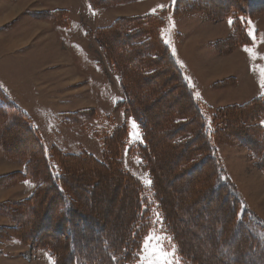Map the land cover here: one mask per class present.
Listing matches in <instances>:
<instances>
[{
    "label": "rangeland",
    "instance_id": "rangeland-1",
    "mask_svg": "<svg viewBox=\"0 0 264 264\" xmlns=\"http://www.w3.org/2000/svg\"><path fill=\"white\" fill-rule=\"evenodd\" d=\"M254 1L107 0L98 8L100 10H95L97 13L93 14V19L99 23V28L112 27V32L123 35L127 33H123V26L140 18L156 16L163 20L160 28L156 20H151L146 26H137L139 23L133 26L154 34L160 32L176 58V67L182 74L183 82L187 83L192 93L191 108L188 110L185 104L175 102L181 94L176 93L177 90L172 94L170 91V87H181L179 81L169 80L170 87L166 90L157 85L159 76L155 77V82H145L159 74L168 76L174 73L170 66L165 71L150 68L143 73L133 66L123 67L122 63L120 70L113 73L97 41L85 44L75 39H79V35L74 36L75 27L94 28L86 20L81 0H0V26L12 24L16 13H21L23 9L33 10L37 20L33 28L18 29V32L13 31L8 36L16 38L15 44L18 42L22 47H33L27 54H32V59L24 58L27 63L25 74L29 70L26 89L22 92L26 109L17 107L26 114L28 126L41 140L44 148L40 153L49 158L55 177L60 179L62 176L66 180L60 189L72 195L65 186L70 184L69 181L73 182L70 185L75 184L77 195L81 202L84 201L76 207L90 221L82 223L73 216L69 222L78 233L80 227L83 236L80 237V245L84 244L87 249L98 246L94 222L107 224L109 232H125V225L121 229L113 222L111 225L107 223L114 215L118 217L124 212L117 204L123 200L120 184L131 189L126 185L128 180L126 182L119 176L121 169L145 188L143 199L147 205L142 211L143 219L146 220V216L153 211L152 225L142 237L139 252L129 264H190L187 260L196 258L197 254L203 260H210L209 264L213 261L230 264L238 259L245 264H264V256L253 248L248 249L247 241V233L264 241V177L260 169L253 166L255 159L251 151L243 145L248 142L245 139L253 141L259 140L258 136L264 137L258 132L264 128V113L257 116L256 122H251L248 117L239 115L242 109L238 108L254 97H260L259 105L264 106V87H261V81H264V0ZM234 13H238L237 22L232 19ZM229 19L234 23L230 25ZM58 21L65 25L61 41L56 39L57 33L53 29ZM233 26L240 28L246 36V43L237 47L230 43L229 48L224 47L221 41L231 42L237 36ZM66 30L73 31V42L80 44L73 45L69 41L65 44L67 47L64 46L63 39H68ZM105 43L111 55L128 50L119 38L112 47L108 44L110 42ZM134 59L125 65H130ZM120 60H123L122 57ZM145 63L153 67L150 61ZM151 71L157 72L148 76ZM126 84L134 101H137L132 107L146 114L151 128L152 142L156 144L152 153L153 169L147 168L135 151L143 143V137L135 118L124 106L129 95ZM59 100L66 103L61 104ZM186 100L189 102L188 97ZM191 116L203 119L208 148L199 127L184 125ZM133 121L138 129L133 127ZM251 127L258 129L253 132L249 129ZM122 128L125 130L121 143H112L118 154L115 153V158L110 154L108 158L112 171L107 166L97 167L96 161H108L104 137L114 136ZM188 129L194 134L198 132L196 152H193L195 144L177 147L178 142H185L188 137L194 136ZM137 131L142 141L134 135ZM241 132H246L248 136ZM40 153L27 131L14 125L8 115L0 117V239L16 237L17 241L6 249L16 258L12 264H45L42 262L45 257L53 258L47 245L53 247L63 261L69 256V241H64L63 237L70 238L66 233L68 223L60 209L59 197L48 190L46 169L38 164ZM83 155L92 162L72 159ZM206 155L214 157L199 165ZM223 161L252 208L241 199L228 179ZM69 170L74 172L73 176L68 173ZM151 172L156 176L157 192L169 223L154 199L155 194L151 191L153 182L151 185L147 183L149 179L152 181ZM217 179L237 195L235 200L232 194L214 188ZM110 186L115 188V194L108 192ZM130 199L133 200L131 192L128 195ZM130 212L126 226L133 219L132 208ZM157 213L162 218L159 223ZM13 221L22 233H16L17 227L9 228ZM174 228L180 240H176ZM58 231L63 234H58ZM179 248L188 256L180 254ZM202 259L198 261L205 264Z\"/></svg>",
    "mask_w": 264,
    "mask_h": 264
},
{
    "label": "trees",
    "instance_id": "trees-1",
    "mask_svg": "<svg viewBox=\"0 0 264 264\" xmlns=\"http://www.w3.org/2000/svg\"><path fill=\"white\" fill-rule=\"evenodd\" d=\"M263 2V0H255L254 2ZM107 0H89V3L91 4V6L94 9H98L101 6L105 5L103 3H106ZM253 3V2H252ZM235 17H233L232 19L235 20V22H237V20L239 19L238 17V13H234L233 14ZM237 16V17H236ZM153 20V21H157L156 23H158V28H160L163 25V20L161 18H158L156 16H151V17H143L140 18L139 21H135L132 23L127 24L126 26H123V33L126 34H117L115 32H112L113 28L112 27H105V28H98L94 33H93V37L95 38V41H97L99 43L100 49L105 53V56L108 58V65L109 68L111 69V71L114 73L115 71L120 70V64L123 63V67H127V66H133L134 69H136L137 71H144L143 73H146V71H148V69L150 70V68L154 69V68H158L159 70L165 71L167 67L170 66V68L174 71V73H170L168 74V76H165L166 74H162V76L157 75V76H153V78H149V80L147 79L145 82H147V84L150 82H155V77H158V86L163 87L162 90H166V88L170 85L169 80H173V81H179L181 87H170V91L171 94L172 92H174L175 90H177L176 93H180L181 96H179V98H177V103L178 104H185L186 105V109H190L191 105H190V101L192 102V93L189 90L190 88L188 87L187 83L183 82L182 79V74L179 73L177 67H176V58L174 57V55L172 54V52L170 51V48L168 47V45L164 42V40L161 38L160 32L154 34L155 32H149L146 31L145 28L142 29H138L137 26H142L145 24L148 25L149 22ZM233 20V23H234ZM135 23H139L137 26H133V24ZM234 28V33L237 35L236 38L234 37V39L231 42H225V41H221V44L223 43L224 47L227 46V48H229V44L232 43L235 47L240 46L241 44L246 43V36L241 32L240 28L238 26H233ZM117 30V29H114ZM242 33V34H241ZM241 34V35H238ZM124 37V38H122ZM103 38V40H102ZM120 39H122L124 41V44L127 46V49H131L130 51L126 50L123 53H119L116 55H111L110 51L107 49L106 47V43L105 42H110L108 43L110 47L114 46L115 42ZM217 46V45H216ZM137 48L136 50L133 48ZM114 48V47H113ZM140 49V50H138ZM116 49L114 48L113 51H115ZM222 51V49H221ZM120 57H122V61L120 60ZM135 58V59H134ZM132 59H134L133 63H131L130 65H125L126 62L131 61ZM137 60V61H136ZM145 61H150V63L153 64V67H148L147 64L145 63ZM137 64V65H136ZM145 68V70H143ZM152 73H150V75L148 76H152L153 74H155V72L157 71H151ZM164 75V76H163ZM172 76V77H171ZM130 80H128L129 82ZM166 81V82H165ZM168 81V82H167ZM131 82V81H130ZM162 82V83H161ZM129 86L131 87L132 85L129 84ZM127 92H128V99L127 101L124 102V106L126 107L127 112L135 118L136 122L138 123L141 133H142V137H143V143L138 145V147L136 148V153L142 158L143 163L146 164L147 168H152L155 167L154 164V159L152 157V153H153V146L156 145L152 142V135L150 134L151 128L148 124V120L146 117V114L143 112H139L136 111V109H134L132 106H134V98H133V94L132 92L129 90L128 85L126 84ZM170 97H172L170 95ZM169 97V98H170ZM185 97V98H184ZM186 97L189 98V102L186 100ZM168 98V99H169ZM262 99H255L249 103L243 104V107H239V109H242L239 112V115L245 117L247 119L248 117V121H257V116L261 115L262 113H264V106H260V102ZM262 104H264L262 102ZM189 105V108H188ZM259 106V107H258ZM0 111H4L5 113H0V117L8 115L9 120L12 118V122L15 125H19L21 126L25 131L28 132V134H30L32 142H35L37 149L39 151V153L43 150V144L41 142V140L35 135V130L31 129L27 122H26V114L24 115L20 109L14 104L12 103L9 98L7 97V95L5 94V92L0 88ZM238 111H236L237 113ZM255 114H258L254 117ZM168 118V117H166ZM192 125L195 127H199L200 129V135L204 138L205 141V145L206 148H208L209 144L207 142V139L205 138V133H204V125L205 123L203 122V119L200 117L196 118H191L190 119H186L184 122V125ZM251 131H256L254 129H258V128H254L251 127L249 128ZM125 128H122L121 130H119L117 132L116 135L114 136H105V156L107 158V163H102L99 161H96V166L101 168V167H108V170L111 172V168L109 165V156L110 154H113V158H115V153H117L116 150H114V147L112 145L113 142H118V144H120L121 140H122V136L124 133ZM188 131L190 132L191 136H193L192 138L188 137L186 139L185 142H178L179 145H177L178 148L180 147H185L188 145H196L195 149L193 152H196L199 142L197 140V133H193V131H190L188 129ZM258 132H260L261 136H264V128H260L258 130ZM245 136H248L247 133H243ZM189 134V135H190ZM104 136V135H103ZM34 137L36 140H34ZM259 140H246L248 141L247 144L243 141V145L247 146L248 149L251 151V154L253 156L254 160V166L256 165L257 168L260 169L261 172H263L264 174V137L261 138L260 136H258ZM263 139V140H262ZM242 140L243 137H242ZM194 147V146H193ZM204 150V149H203ZM212 150V149H211ZM205 151V150H204ZM215 151V149H214ZM206 152V151H205ZM41 158H39V163L40 165H42L45 169H46V173H47V177H45V179L47 178V183H49V188L48 190H50V192L53 193V195H55V197H59V204H60V209L63 211L62 213L64 214V219H66V223L67 224V228H66V233H68L67 235L70 236V238H68L66 235L64 237V241H69V247H70V252L67 254L69 255L68 258L66 257V260L63 261L60 256V254H58L55 250H53L50 246H46L48 252H50V254L53 256V258L55 259L56 264H129L134 258L136 253L139 252V247L142 241V237L148 232L149 228L152 225V213L153 211L150 212L149 216H146V220L143 219V208L146 207L147 203L145 201V199H143V194L145 192V188L143 187V185L141 184V182H139L138 180H136L135 178H130V176L125 173L123 170L120 169L121 172H119V176L122 178H125V181L127 182L126 185H128L130 188H126L123 185L120 184V186L122 187V196H123V200L121 201H117L118 206L121 208V210H123L124 212L119 215L118 217H116V215H114V218L107 222L109 225H111V222H113V224L118 225L121 227V229L123 228V226L125 225L126 230L125 232H109V227H107V224H100L99 222H94L93 225H95V227L97 228V230H95V235L97 238V242H98V246H91L89 249H87V246L80 245V237L83 238L82 233L80 231V227H79V233L74 231L76 230V228L72 227L71 228V218L74 216H76L79 219V222L85 223L84 221H90L88 220V216L86 214H84L83 212H81L80 210H77L76 206H80L82 203H84V201L79 198V196L77 195L78 190L75 186V184H73L74 186H71L70 184H72L70 181L68 182L69 185L65 186L66 189L72 193V195L67 194L65 192V190H61L60 188L63 187L62 183H66V180H64V178L62 176H60L58 178L55 177V172L51 167V164L49 162V158L46 157L44 154L40 153ZM212 157H214L213 155H209V156H205L204 158H202V161L200 162L199 165L201 164H206L208 159L210 158L212 160ZM195 158V157H193ZM72 159H78L81 161H90L92 162L91 159H88L86 156H80V157H73ZM71 159V160H72ZM29 166L31 164V161H28ZM222 164V163H221ZM113 165V164H112ZM198 165V166H199ZM39 166V165H38ZM203 167V166H202ZM33 172V171H32ZM68 173L70 175L73 176L74 172H71V170L68 171ZM76 176V174L74 175ZM217 176V173H216ZM218 178V177H216ZM151 179H152V188L151 191L154 192L155 197L154 199L156 201H158L159 203V207L162 208V214L164 219L167 221V223H169V218H168V214L166 211L163 210V203L159 198V192H157L158 190V185L156 182V176L154 174V172H151ZM229 179V178H228ZM230 180V179H229ZM99 181V180H98ZM231 181V180H230ZM116 183V182H114ZM231 183L235 186L236 191L238 192L239 196L241 197L237 186L231 181ZM61 184V185H60ZM98 183H95V185ZM225 184L219 182V180L217 179V183L214 186V188L216 189H221L223 193H228V194H232L234 196V200L237 197L236 194L232 193L231 191L227 190L226 186H224ZM94 186V185H93ZM117 186L119 187V185L117 184ZM95 187V186H94ZM97 187V186H96ZM104 190H106V186L103 185ZM121 189V188H120ZM126 190V191H125ZM113 191V192H112ZM108 192H112L115 194L116 190L115 188H111V186L109 187ZM130 192H131V196L133 198V200H128V195L130 196ZM126 193V196H125ZM91 194V193H90ZM119 194V193H118ZM230 196V195H229ZM241 199L244 201V199L241 197ZM84 200H86V197H84ZM81 203V204H80ZM246 203V202H245ZM125 206H124V205ZM129 204V205H128ZM57 204H55L56 206ZM124 206V207H123ZM128 206V207H126ZM126 207V208H125ZM132 208V212H133V219L130 221V223L127 224V221L130 220L131 217V210ZM161 210V209H160ZM248 211V210H247ZM129 212V213H128ZM125 214V215H124ZM67 217L69 219H67ZM123 218V219H119ZM125 218V220H124ZM127 218V219H126ZM237 220V218H235ZM121 220V221H120ZM124 220V221H122ZM263 221V220H262ZM52 223H54V221H52ZM57 223V222H56ZM260 223V222H259ZM55 224V223H54ZM92 224V223H91ZM112 224V225H113ZM120 224V225H119ZM263 224V223H261ZM84 225V224H83ZM82 226V224H81ZM91 228H94L91 226ZM95 228V229H96ZM104 228V229H103ZM82 230L84 229V227L81 228ZM16 233H22L23 231L20 230L19 225L18 227L15 229ZM105 230V232H104ZM84 231V230H83ZM82 231V232H83ZM120 231V230H118ZM174 236L176 238V240H180V235L177 234L176 229L174 228ZM247 233V232H246ZM58 234L62 235L63 233L61 231H58ZM249 236V240L248 241V249L253 248L255 251L259 252L260 254H262L264 256V241L261 239H258L257 237L253 236L250 233H247ZM178 236V237H177ZM61 237V238H63ZM21 238V237H20ZM86 238V237H85ZM178 238V239H177ZM87 239V238H86ZM22 240V238H21ZM61 240V239H60ZM82 241V240H81ZM29 242V240H28ZM179 252L182 255H187L183 252V250L181 248H179ZM243 251L240 252L241 256H242ZM63 256V255H62ZM188 256V255H187ZM197 257H199L200 259H202L203 257L200 254H197ZM191 257V259L187 260L188 263L190 264H201L198 260H200L199 258L197 259ZM238 258V257H237ZM203 260V259H202ZM241 260L242 257H241ZM186 261V260H185ZM203 261H205V264H209L210 260L208 259H204ZM240 259H238L237 261L231 262L230 264H245L243 263V261H241V263L239 262ZM223 263V262H222ZM212 264H220V262L218 261H213ZM225 264V263H224Z\"/></svg>",
    "mask_w": 264,
    "mask_h": 264
},
{
    "label": "crops",
    "instance_id": "crops-1",
    "mask_svg": "<svg viewBox=\"0 0 264 264\" xmlns=\"http://www.w3.org/2000/svg\"><path fill=\"white\" fill-rule=\"evenodd\" d=\"M11 2H14V4L19 3V2L15 3V1H11ZM81 2L84 3L83 11H84L85 15L87 14L86 20H87L88 24H92L94 26V28L92 29L90 27H85L82 29H78L77 27H75L74 36L79 35V39L76 37H75V39L80 40V41H84L85 44H86V42H88V43H91L92 41L95 42V38L92 36V34L99 27H101V26H99V23L98 22L96 23L93 19V14L97 13L95 11L97 9H94L88 0H84V2H83V0H81ZM70 9H75V8H70ZM27 10L28 9H23L21 11V13L17 12L15 15V21H12L13 22L12 24L0 26V88L5 92V94L7 95V97L9 98V100L12 103H14L16 106H19V107L22 106L25 109H26V107L24 106L23 101H22V96H23L22 92H24L26 89V85H27L26 81L29 79V77H28L29 70H28V74H25L27 72L25 70L27 63L25 62L24 58L26 56V58L29 57L32 59V54L30 56H27V54L29 52H31V48H33V47L32 46L29 47L30 45L22 47V44L18 43V42H16V44H15L14 39H16V38H9L8 36H10V34L13 31L18 32V29L25 30L26 28H33L34 27V25H35L34 23H36L35 21H37L34 18L35 17L34 11L33 10L27 11ZM98 10H100V9H98ZM92 11H94V12H92ZM0 14L2 15L1 11H0ZM9 15H11V13ZM92 25H90V26H92ZM64 27H65V25L60 23L59 21H58V24L56 23V25H53V29L57 33L56 39L58 41L62 40V35L64 34ZM76 30L78 31L77 33H76ZM71 32H73V31H69V32L67 31L68 39L66 41L63 39V45L64 46H66L67 42H69V41L73 45L74 44H80V43L73 42L75 40H74V37L71 35ZM2 38H4L3 40H5V42L2 41ZM11 43H14V44H12L14 46H11ZM11 47H14V50H11ZM72 49H74V48H72ZM38 66L40 67V63ZM28 87H30V86H28ZM34 89L44 90L41 87L40 88L35 87ZM259 98L260 97H254L250 100L243 102L242 104L249 103V102H251L255 99H259ZM59 102L61 104L66 103L65 100H59ZM250 160L253 161L251 158H250ZM223 164H224V167H226L227 174L229 175V179L237 186V189L239 191L240 188H238L239 186L235 182V179L233 178V176L231 175V171L228 168L225 161H223ZM253 166H254V163H253ZM232 169H233V167L231 165V170ZM256 170H258V169H256ZM259 172L264 177L263 172H261V171H259ZM239 193H241L240 195L244 199L246 204L249 207H251L250 201L244 198L241 191H239ZM257 215L259 216V214H257ZM4 227H7V226H4ZM16 227H17V223L16 222L14 223V221L11 224V226H9V228H16ZM10 239H12L13 241H11ZM10 239H0V263L1 264H12V263H14L13 260H16V258H14V256H11V254H9L6 250L8 245L11 246V244L13 242L17 241L15 236H11ZM42 262H45V264H53L54 260L51 257H45ZM55 264H56V262H55Z\"/></svg>",
    "mask_w": 264,
    "mask_h": 264
},
{
    "label": "snow or ice",
    "instance_id": "snow-or-ice-1",
    "mask_svg": "<svg viewBox=\"0 0 264 264\" xmlns=\"http://www.w3.org/2000/svg\"><path fill=\"white\" fill-rule=\"evenodd\" d=\"M232 23H233V21L231 19H229V24L231 25ZM173 24H174V22H173ZM261 87H264V81H261ZM197 95H199V94H197ZM133 127L138 129V125L135 123V121H133ZM134 135H136L142 141V137L139 136L138 131L136 133H134ZM26 183H28V182L26 181ZM147 183H148V185H151L152 181L149 179L147 181ZM161 220H162V218H161L160 214L157 213V222L159 223V222H161ZM149 239H151V237H149ZM173 255H175V252L173 253ZM53 264H55V262H53Z\"/></svg>",
    "mask_w": 264,
    "mask_h": 264
},
{
    "label": "bare ground",
    "instance_id": "bare-ground-1",
    "mask_svg": "<svg viewBox=\"0 0 264 264\" xmlns=\"http://www.w3.org/2000/svg\"><path fill=\"white\" fill-rule=\"evenodd\" d=\"M233 1H234V0H233ZM168 77H169V76H168ZM171 77H172V76H171ZM165 82H166V81H165ZM167 82H168V81H167ZM161 83H162V82H161ZM184 98H185V97H184ZM175 102H177V101H175ZM125 191H126V190H125ZM112 192H113V191H112ZM112 192H111V193H112ZM109 193H110V192H109ZM113 194H114V193H113ZM125 196H126V193H125ZM123 205H124V204H123ZM128 205H129V204H128ZM124 206H125V205H124ZM124 206H123V207H124ZM126 207H128V206H126ZM126 207H125V208H126ZM128 213H129V212H128ZM124 215H125V214H124ZM119 219H123V218H120V217H119ZM126 219H127V218H126ZM124 220H125V218H124ZM124 220H122V221H124ZM120 221H121V220H120ZM119 225H120V224H119ZM198 258H199V257H197V259H198ZM199 259H200V258H199Z\"/></svg>",
    "mask_w": 264,
    "mask_h": 264
}]
</instances>
